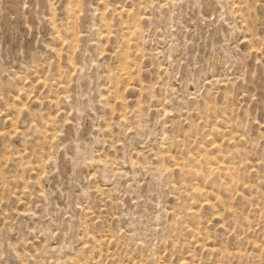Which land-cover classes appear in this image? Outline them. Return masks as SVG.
Masks as SVG:
<instances>
[{"label":"rangeland","instance_id":"374dc122","mask_svg":"<svg viewBox=\"0 0 264 264\" xmlns=\"http://www.w3.org/2000/svg\"><path fill=\"white\" fill-rule=\"evenodd\" d=\"M0 264H264V0H0Z\"/></svg>","mask_w":264,"mask_h":264}]
</instances>
